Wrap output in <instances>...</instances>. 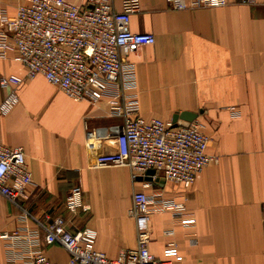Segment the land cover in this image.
Instances as JSON below:
<instances>
[{
    "label": "crops",
    "instance_id": "obj_1",
    "mask_svg": "<svg viewBox=\"0 0 264 264\" xmlns=\"http://www.w3.org/2000/svg\"><path fill=\"white\" fill-rule=\"evenodd\" d=\"M141 1L131 29L156 37L129 56L141 114L180 123L196 115L210 137L208 152L219 161L188 186L147 175L134 179L127 166L98 167L87 148V127L121 122L109 115L107 100L72 98L43 75L27 78L20 61L0 57V79L24 78L19 85L0 84V104L13 89L19 97L10 112L0 113V139L24 148L34 180L21 201L31 215L27 221L0 194V235L25 224L38 229V220L62 215L71 230L97 229V248L115 258L137 244L133 194L145 190L184 201L189 213L186 224L170 208L153 213L149 247L156 256L164 257L174 241L172 264H264V0L188 9H174L166 0ZM20 2L0 0V9L14 15ZM116 147L110 140L104 151ZM76 184L83 189V206L71 214L65 201ZM7 243L0 236V264H7ZM44 250L55 262L67 263L61 245Z\"/></svg>",
    "mask_w": 264,
    "mask_h": 264
},
{
    "label": "built area",
    "instance_id": "obj_2",
    "mask_svg": "<svg viewBox=\"0 0 264 264\" xmlns=\"http://www.w3.org/2000/svg\"><path fill=\"white\" fill-rule=\"evenodd\" d=\"M166 1L174 9L220 7L229 2ZM141 8V0H86L83 5L69 0H22L14 15L7 8L0 9V57L20 61L27 69V78L43 75L72 98L93 103L107 100L109 115L121 122L87 127V148L96 166H127L134 179L154 169L157 174L151 181L162 177L188 186L204 167L218 162L219 156L208 152L210 137L198 118L180 123L141 114L135 92L136 68L129 56L156 40L152 32L131 29V18ZM23 81L24 78L11 74L1 77L0 84L8 87ZM18 101L16 90H11L0 104V113L7 114ZM233 113L237 115L238 111ZM110 140L116 142V149L104 151V144ZM33 184L24 148L0 139V194L22 209L23 221L31 215L21 201ZM150 185L151 182H144L145 187ZM82 206L83 189L76 184L67 195L65 207L76 214ZM168 208L176 220L190 222L184 201L135 191L137 244L115 258L97 248V229L86 226L71 230L64 216H47L48 221H37L38 229L25 224L0 235L8 241L7 264H59L44 250L45 245L55 244L68 252L66 264H172L177 254L174 241L168 243L164 257L156 256L149 247L151 217Z\"/></svg>",
    "mask_w": 264,
    "mask_h": 264
},
{
    "label": "water",
    "instance_id": "obj_3",
    "mask_svg": "<svg viewBox=\"0 0 264 264\" xmlns=\"http://www.w3.org/2000/svg\"><path fill=\"white\" fill-rule=\"evenodd\" d=\"M196 115H194V116H192V117H187V120H193L194 118H196L195 117ZM155 174H157V171L156 170H154V169H149V170H147V172H146V179H148V180H151L152 179V176L153 175H155ZM141 178V177H140Z\"/></svg>",
    "mask_w": 264,
    "mask_h": 264
},
{
    "label": "rangeland",
    "instance_id": "obj_4",
    "mask_svg": "<svg viewBox=\"0 0 264 264\" xmlns=\"http://www.w3.org/2000/svg\"><path fill=\"white\" fill-rule=\"evenodd\" d=\"M14 205V204H13Z\"/></svg>",
    "mask_w": 264,
    "mask_h": 264
}]
</instances>
